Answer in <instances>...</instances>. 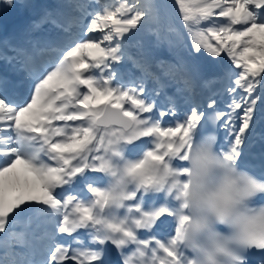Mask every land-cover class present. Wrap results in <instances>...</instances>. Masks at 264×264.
<instances>
[{"label":"snow or ice","instance_id":"obj_1","mask_svg":"<svg viewBox=\"0 0 264 264\" xmlns=\"http://www.w3.org/2000/svg\"><path fill=\"white\" fill-rule=\"evenodd\" d=\"M173 4L0 38V264H264V0Z\"/></svg>","mask_w":264,"mask_h":264},{"label":"bare ground","instance_id":"obj_2","mask_svg":"<svg viewBox=\"0 0 264 264\" xmlns=\"http://www.w3.org/2000/svg\"><path fill=\"white\" fill-rule=\"evenodd\" d=\"M54 1V0H53ZM45 6L46 2H45ZM10 10L4 11V12H9ZM35 19V18H34ZM31 20V19H30ZM27 22H29L28 20H24V21H14L11 23L10 26L7 27L8 31H9V35L8 36H12L14 34H18L22 29H21V25L26 24ZM221 58V57H220ZM219 59V58H218ZM128 71V70H127Z\"/></svg>","mask_w":264,"mask_h":264}]
</instances>
